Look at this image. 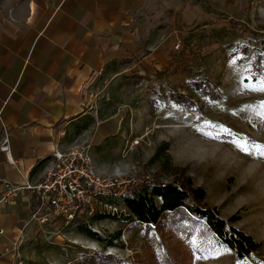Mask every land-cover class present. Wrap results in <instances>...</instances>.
<instances>
[{"label": "rangeland", "instance_id": "1", "mask_svg": "<svg viewBox=\"0 0 264 264\" xmlns=\"http://www.w3.org/2000/svg\"><path fill=\"white\" fill-rule=\"evenodd\" d=\"M154 23L170 60L143 74L107 79L106 97L123 121L118 135L102 143L100 158H111L113 169L101 173L131 180L129 189L146 180L171 182L173 170L183 172L206 190L205 204L218 206L232 226L261 242L252 257L264 259V156L255 148L264 146V78H254L251 57L241 60L237 53L240 42L264 36V0H161ZM184 62H193L194 74L204 73L208 88L218 86L221 95L205 100L192 92ZM174 89L193 93L195 107L173 99ZM96 213L109 211L98 208L70 224L32 223L16 264H78L90 255L107 257L103 264H165L163 257L171 264H239L206 223L187 237L167 219L146 233L137 222L95 219ZM118 231L121 237L109 244Z\"/></svg>", "mask_w": 264, "mask_h": 264}, {"label": "crops", "instance_id": "2", "mask_svg": "<svg viewBox=\"0 0 264 264\" xmlns=\"http://www.w3.org/2000/svg\"><path fill=\"white\" fill-rule=\"evenodd\" d=\"M157 2L0 0V193L6 181L42 179L56 151L82 142L98 171L113 169L100 153L123 117L106 97L107 79L170 60L168 42L154 34ZM36 206L28 191L0 206V264H16Z\"/></svg>", "mask_w": 264, "mask_h": 264}, {"label": "trees", "instance_id": "3", "mask_svg": "<svg viewBox=\"0 0 264 264\" xmlns=\"http://www.w3.org/2000/svg\"><path fill=\"white\" fill-rule=\"evenodd\" d=\"M239 46L240 49L237 53L241 54V60L251 57V71L254 78L258 76L264 78V36L253 44L240 42ZM183 65L187 71L186 78L190 82L192 92H197L205 100L221 95L218 86H214L216 88L212 90L208 88L209 78L204 73L194 74L193 62H184ZM192 87L194 88L192 89ZM171 94L173 99L183 102L184 107L190 108L196 104L193 93L186 95L174 89ZM178 171L177 169L173 170V174L176 175L174 181L146 180L129 188L121 199L127 209V214L96 213L94 218L113 217L126 223L137 222L143 226L146 233L157 226H166L164 221L167 219L187 237L193 235L200 224L206 223L217 238L235 252L239 264H245L248 261L251 264H264V259L252 257L253 252L261 247V242L256 241L252 235L232 226L229 220L221 216L218 206L205 204L206 190L196 187L191 177ZM233 219L235 218H231V220ZM82 230L91 237L103 240L97 232L88 227L82 226ZM120 237L121 232L118 231L111 236L109 244H113ZM250 257H252L251 260H249ZM104 258L107 257L85 256L78 264H103ZM163 261L165 264H171L166 257H163Z\"/></svg>", "mask_w": 264, "mask_h": 264}, {"label": "built area", "instance_id": "4", "mask_svg": "<svg viewBox=\"0 0 264 264\" xmlns=\"http://www.w3.org/2000/svg\"><path fill=\"white\" fill-rule=\"evenodd\" d=\"M179 46L178 43L176 47ZM1 149L10 154L8 137L2 142ZM54 159L53 167L40 180L22 185L6 181L0 193V206L11 203L28 191L37 201L28 224L37 222L45 225L58 219L70 224L80 215L92 214L98 208L113 215L127 214V209L117 201L126 194L131 180L122 175L99 172L93 164L88 143L56 151ZM0 232L4 229L0 228ZM18 264L24 263L20 261Z\"/></svg>", "mask_w": 264, "mask_h": 264}, {"label": "snow or ice", "instance_id": "5", "mask_svg": "<svg viewBox=\"0 0 264 264\" xmlns=\"http://www.w3.org/2000/svg\"><path fill=\"white\" fill-rule=\"evenodd\" d=\"M255 148H256V151L259 155L264 156V146L257 145V146H255ZM243 150L246 152L249 151V149H247V148H244Z\"/></svg>", "mask_w": 264, "mask_h": 264}]
</instances>
